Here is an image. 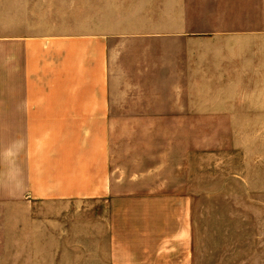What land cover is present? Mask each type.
I'll return each instance as SVG.
<instances>
[{
  "label": "crops",
  "instance_id": "0c3cea01",
  "mask_svg": "<svg viewBox=\"0 0 264 264\" xmlns=\"http://www.w3.org/2000/svg\"><path fill=\"white\" fill-rule=\"evenodd\" d=\"M190 1L0 0V204L113 209L120 127L212 125L259 109L264 20L215 28L189 17ZM147 185L134 204L190 203ZM157 218L142 235L160 243L133 245L129 263L197 264L185 215Z\"/></svg>",
  "mask_w": 264,
  "mask_h": 264
},
{
  "label": "rangeland",
  "instance_id": "374dc122",
  "mask_svg": "<svg viewBox=\"0 0 264 264\" xmlns=\"http://www.w3.org/2000/svg\"><path fill=\"white\" fill-rule=\"evenodd\" d=\"M188 9L215 28L264 20L262 0L190 1ZM256 105L245 119L232 110L212 125L120 127L117 205L87 201L57 213L43 202L0 204V264H131L133 245L160 243L143 231L157 230L158 216L166 226L174 215L191 226L197 264H264V79ZM157 166L160 175L146 174ZM152 182L190 203L160 212L134 204Z\"/></svg>",
  "mask_w": 264,
  "mask_h": 264
}]
</instances>
